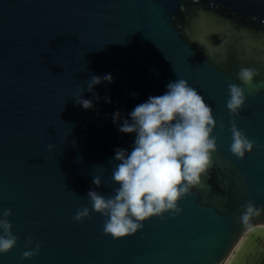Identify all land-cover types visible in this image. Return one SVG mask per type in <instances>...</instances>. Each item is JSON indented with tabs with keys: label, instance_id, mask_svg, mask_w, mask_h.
Returning a JSON list of instances; mask_svg holds the SVG:
<instances>
[{
	"label": "water",
	"instance_id": "95a60500",
	"mask_svg": "<svg viewBox=\"0 0 264 264\" xmlns=\"http://www.w3.org/2000/svg\"><path fill=\"white\" fill-rule=\"evenodd\" d=\"M241 66L258 70L253 83L237 77ZM105 73L111 82L87 90ZM179 77L212 106L214 164L178 198L180 211L114 237L87 196L114 194V150L133 145L135 133L119 131L111 114L127 116ZM259 81L264 0H0V214L11 209L17 236L0 264H223L250 228L264 226V211L241 215L248 202L264 208ZM230 83L245 89L239 113L226 107ZM80 94L94 107L76 103ZM233 122L254 141L243 157L229 149ZM84 206L89 215L75 220Z\"/></svg>",
	"mask_w": 264,
	"mask_h": 264
},
{
	"label": "clouds",
	"instance_id": "9594fccd",
	"mask_svg": "<svg viewBox=\"0 0 264 264\" xmlns=\"http://www.w3.org/2000/svg\"><path fill=\"white\" fill-rule=\"evenodd\" d=\"M257 74V69L241 66L237 77L243 83L251 84ZM112 79L111 73L93 74L87 80V90L92 91L94 85ZM258 84L264 86V81ZM166 89L162 94L149 95L127 116H122L120 109L111 114L119 131L135 133L133 145L130 151L120 146L114 150L117 163L112 169V179L118 184L114 194L106 196L96 188H89L87 196L91 210L105 216L103 231L114 237L135 233L143 226L142 221L154 214L161 215L166 210L180 211L178 198L201 183L202 174L206 175L214 164L212 154L217 147V138L211 135L216 125L212 106L182 77L170 80ZM74 97L83 108L94 107L91 97L82 94ZM95 98L99 100V94H95ZM104 99L111 102L110 96ZM245 100V89L240 84L230 83L226 100L230 113H239ZM231 135L229 149L233 154L243 157L252 149L254 141L235 122L231 124ZM93 183L100 185V177L94 176ZM261 211L264 208L248 202L241 214L242 219L246 221L250 215ZM89 213V207L84 206L73 218L80 220ZM10 214L9 208L0 214V252H7L17 241L8 219ZM38 249L37 243L36 248L26 249L22 255L31 256Z\"/></svg>",
	"mask_w": 264,
	"mask_h": 264
},
{
	"label": "rangeland",
	"instance_id": "374dc122",
	"mask_svg": "<svg viewBox=\"0 0 264 264\" xmlns=\"http://www.w3.org/2000/svg\"><path fill=\"white\" fill-rule=\"evenodd\" d=\"M260 260L264 262V226H254L243 235L223 264H257Z\"/></svg>",
	"mask_w": 264,
	"mask_h": 264
},
{
	"label": "trees",
	"instance_id": "16d2710c",
	"mask_svg": "<svg viewBox=\"0 0 264 264\" xmlns=\"http://www.w3.org/2000/svg\"><path fill=\"white\" fill-rule=\"evenodd\" d=\"M264 262H263V260H260V262H258L257 264H263Z\"/></svg>",
	"mask_w": 264,
	"mask_h": 264
}]
</instances>
